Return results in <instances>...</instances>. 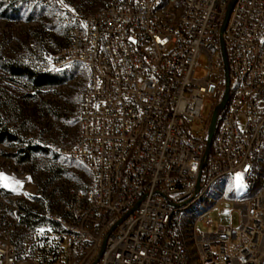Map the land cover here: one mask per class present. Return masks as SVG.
<instances>
[{
	"label": "built area",
	"instance_id": "2783aa9c",
	"mask_svg": "<svg viewBox=\"0 0 264 264\" xmlns=\"http://www.w3.org/2000/svg\"><path fill=\"white\" fill-rule=\"evenodd\" d=\"M230 1L107 0L84 11L39 0L67 15L56 71L78 63L88 72L78 134L63 153L89 175L43 212L60 227L61 240L48 238L57 264H264V183L231 196L236 174L249 188L264 160V0H235L229 14L230 91L204 155L225 89ZM226 193L237 226L232 213L228 224L210 215ZM35 249L22 261L0 230V264H37Z\"/></svg>",
	"mask_w": 264,
	"mask_h": 264
},
{
	"label": "rangeland",
	"instance_id": "374dc122",
	"mask_svg": "<svg viewBox=\"0 0 264 264\" xmlns=\"http://www.w3.org/2000/svg\"><path fill=\"white\" fill-rule=\"evenodd\" d=\"M106 1L67 0L73 8L84 11H94ZM30 18L35 20V26L28 25ZM66 19L67 15L54 3L0 0V128L19 137L12 142L0 140V230L17 244L22 261L33 259L37 247V264L44 240L48 245H52L48 238L61 240L57 222L46 218L43 212L57 202L54 200L61 197L68 184L83 182L85 175H89L85 163L63 153L73 145L78 134L77 108L88 82V72L80 64L72 63L59 71L67 74L64 82L34 90L28 80L14 79L1 64L13 58L37 70L56 71L54 64L68 38ZM202 60L203 68L196 72V77L206 72L207 57L203 55ZM192 129L202 131L196 124ZM22 143L24 146L36 144L47 150H35L28 160L21 161L19 158L25 153L21 151ZM261 163L258 177L252 181L257 189L264 183L261 179L264 160ZM233 181L231 188L235 190L231 191V196L241 189L236 186V179ZM253 184L247 191L252 190ZM231 196L226 193L228 199L221 200L211 212L214 222L228 224L232 213L234 225H238L239 212L234 209ZM19 206L24 207L22 212ZM26 209L36 213L33 226L22 220ZM199 229L206 230L202 222ZM32 239H36V246L34 242L30 249H25L24 241Z\"/></svg>",
	"mask_w": 264,
	"mask_h": 264
},
{
	"label": "trees",
	"instance_id": "16d2710c",
	"mask_svg": "<svg viewBox=\"0 0 264 264\" xmlns=\"http://www.w3.org/2000/svg\"><path fill=\"white\" fill-rule=\"evenodd\" d=\"M5 15V14H4ZM8 15V13L6 14ZM13 15V13H12ZM15 16V15H14ZM1 64L3 69L9 73L14 79L16 78H24L28 80L31 83L32 88L34 90H38L42 87H47L51 85H56L64 82L67 79V74L65 75L57 72V71H51V70H37L33 68L30 64L23 63L19 59H9L2 61ZM16 139H19L18 136H15L12 134L8 129L6 128H0V140H8V141H14ZM21 151H24L25 153L19 158L21 161L28 160L32 154L33 151L38 149L47 150L39 145L36 144H27V146H24L22 143ZM254 187L252 188V191H254L256 188V184H253ZM23 207V206H22ZM19 206L20 211L24 210V207L22 208ZM36 215L33 211L30 209H26L25 214L22 216V220L30 225L33 226L35 221L33 220V216ZM42 254L39 259V264H57L59 255L57 251V245H48V243L44 240V243L41 247Z\"/></svg>",
	"mask_w": 264,
	"mask_h": 264
},
{
	"label": "water",
	"instance_id": "95a60500",
	"mask_svg": "<svg viewBox=\"0 0 264 264\" xmlns=\"http://www.w3.org/2000/svg\"><path fill=\"white\" fill-rule=\"evenodd\" d=\"M235 0H231L224 19L222 21L221 27H220V32H221V48H222V53H223V57H224V72H225V89L223 92V96L222 99L220 100V102L215 106L212 117H211V121H210V125H209V130H208V138H207V143H206V149H205V153L204 155H206L210 149L211 146V142H212V138L215 132V128H216V124H217V120H218V116H219V112L220 110L225 106L228 96H229V91H230V75H229V63H228V59H227V52H226V45H225V40L223 38V31L225 29L226 23L228 21V17L229 14L232 10L233 4H234ZM199 188V186H198ZM197 188V189H198Z\"/></svg>",
	"mask_w": 264,
	"mask_h": 264
},
{
	"label": "snow or ice",
	"instance_id": "6c2138e0",
	"mask_svg": "<svg viewBox=\"0 0 264 264\" xmlns=\"http://www.w3.org/2000/svg\"><path fill=\"white\" fill-rule=\"evenodd\" d=\"M60 2L63 4V0H60ZM64 7H67V5H64ZM133 42H135V41H133ZM0 177H2V174H0ZM15 183L16 184H19L20 182L19 181H16ZM4 186L7 187L8 185L5 184ZM236 186L238 188L244 187V185H243V173H237L236 174ZM13 190H15V189H13ZM40 231L42 233L44 230L41 229Z\"/></svg>",
	"mask_w": 264,
	"mask_h": 264
},
{
	"label": "crops",
	"instance_id": "0c3cea01",
	"mask_svg": "<svg viewBox=\"0 0 264 264\" xmlns=\"http://www.w3.org/2000/svg\"><path fill=\"white\" fill-rule=\"evenodd\" d=\"M236 179V177L234 178V180ZM233 181V180H232ZM234 182V181H233ZM233 184V183H232ZM245 184V186L244 187H242L241 189H240V191L236 194V193H234L233 194V196H238V197H243L244 195H246V193H247V188H248V184H247V182H246V178H244V176H243V185ZM246 187V188H245ZM233 190H235V189H232V191Z\"/></svg>",
	"mask_w": 264,
	"mask_h": 264
}]
</instances>
